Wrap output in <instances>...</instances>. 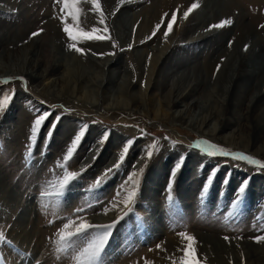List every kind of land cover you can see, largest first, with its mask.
Listing matches in <instances>:
<instances>
[{
  "label": "rangeland",
  "instance_id": "rangeland-1",
  "mask_svg": "<svg viewBox=\"0 0 264 264\" xmlns=\"http://www.w3.org/2000/svg\"><path fill=\"white\" fill-rule=\"evenodd\" d=\"M108 1L99 0L109 29L110 39L107 40H71L64 28H79L83 24L84 11L79 7V18L75 20L67 11H62L63 4L56 0H0V34L8 31L12 34L29 26L30 35L26 39L37 41L38 35L33 38L31 34L40 29L45 31L44 24L48 21L63 43H76L84 52L92 47L104 48L118 55L119 65H130L132 71L140 53L156 43L161 47L164 41L173 38V45L157 69L161 76L180 61L181 56L186 57L182 65L187 68L231 52L233 44L238 42L240 28L245 25L253 30L248 40L260 43L264 57V27H261L264 25V0H195L198 8L205 10L204 7L211 8V4L216 7L204 11L207 16L213 12L212 18L207 17V21L198 25L187 22L195 10L187 19L183 15L194 0H128L124 7L114 1L117 8L111 9L105 8L113 3ZM165 3L167 9L164 11L161 8ZM186 4L185 10H181ZM90 7L94 10V6L90 4ZM119 13L121 17L129 16V26L134 29L131 37L138 41L134 47H127L119 40L114 22ZM174 13L176 23L165 38L167 24ZM222 18L232 22L223 28L209 30L210 25L219 23ZM149 19L152 22L150 31L155 35L152 33V40L143 42L142 36L147 34L143 33L142 20ZM95 26L102 30L105 25ZM101 33L97 34H104ZM50 48L54 50L51 45ZM152 56L150 52L144 53L145 59ZM116 66L110 71H116ZM20 78L0 76V99L5 95L12 97L0 113V232L5 236V241L0 242V264H88L81 253L103 230L90 229L61 245L60 231L69 219L77 222L83 219L93 225L116 222L95 264H181L188 243L182 234L196 238L194 248L200 264H213L200 257L199 245H196L200 235L224 238L230 242H226L228 246L231 242L264 245L255 239L264 235V167L232 157L210 156L194 145L207 140L250 155L262 164L263 157L243 150L245 148L235 145L234 141L223 143L215 136L197 131L187 122L165 116L159 109L162 95L158 94L162 88L148 90L153 97L151 109L138 110L134 106L110 109L107 108L108 99L102 100L95 95L89 96L88 101L69 95L53 98L50 94H40L38 87L31 85L27 78ZM142 88L144 90V86L138 85L134 91ZM191 101L193 98L188 99ZM44 112L50 114L33 144L30 137L34 120ZM85 126L86 135L73 157L65 161L75 135ZM106 134L107 139L101 143ZM129 140L132 141L130 145ZM125 146L129 147V152L121 162L119 156ZM95 149L97 152L93 155ZM148 151L153 152L151 158L147 156ZM140 159V166L136 167ZM181 159L182 166L176 169ZM117 164L120 167H114ZM109 168L114 170L106 175ZM141 169L137 195L131 204L125 205L127 189L133 187L128 176ZM68 172L77 175L61 188ZM98 179L101 182L94 187ZM242 186L244 191L240 192ZM77 209L83 211L77 213ZM104 218L107 220L102 222ZM151 225L157 228L156 233ZM232 246V250L238 249L234 243ZM239 263L248 264V261L239 260ZM229 264L238 263L230 261Z\"/></svg>",
  "mask_w": 264,
  "mask_h": 264
},
{
  "label": "bare ground",
  "instance_id": "bare-ground-1",
  "mask_svg": "<svg viewBox=\"0 0 264 264\" xmlns=\"http://www.w3.org/2000/svg\"><path fill=\"white\" fill-rule=\"evenodd\" d=\"M112 1L113 3L105 8H117L114 1L123 7L128 4V0ZM90 4L91 0H80L78 5L85 14L79 29L89 32L94 28L99 29L95 24H99L100 20ZM163 5L161 9L165 11L167 5L166 3ZM186 7L187 4L181 10H185ZM206 7L207 5L204 7L205 10L203 7L194 9L195 12L188 17V25H198L207 21V17L212 18L213 12L207 16L204 11H211L216 7L212 4L211 8ZM120 13L114 20L117 23L115 27L119 30V35L117 34L119 40L127 47H134L138 41L132 39L134 36L131 37L134 29L129 26V16L121 17ZM151 24L150 19L142 20L143 33L147 34L142 36L143 42L149 38V41L152 40L153 32L150 31L152 26L149 28ZM44 25L46 30L38 35L37 41L26 39L30 35V32H27L29 26L12 31V34L9 31L0 34L1 77H25L31 85L38 87L37 91L40 94H50L53 98L62 99L69 95L88 101L89 96L95 95L102 100L108 99L107 108L110 109H129L133 106L138 110L145 107L151 109L153 97L148 90L162 88V92L158 94L162 95L159 98V109L165 116L187 122L197 131L215 136L223 143L234 141L235 145L245 148L243 150L264 158V57L260 43L258 45L255 40H248L250 37L248 34L253 30H249L247 26L240 28L238 42L233 44L231 52H221L222 54L215 60L212 58L205 64H193L187 68L182 65L187 59L181 56L180 61L171 65L168 71L160 76L157 69L163 64L169 47L173 45V38L168 42L164 41L161 47L156 43L140 53V58L138 62H134L132 71L130 65L126 67L123 64L119 65L118 55L110 54L104 48L92 47V50L83 54L75 51L69 47L70 44L62 42L53 24L46 21ZM139 29L138 25L137 32ZM49 35L52 36L50 39ZM146 52L153 56L145 59ZM114 65H117L116 71L112 72L110 69ZM138 85L144 86V90L142 88L143 91H134ZM189 98H193V101L188 102ZM157 116L156 113L155 117ZM96 152L95 149L93 155ZM140 162L141 159L136 167L140 166ZM107 219L104 218L102 222ZM150 228L156 233L157 228L155 230L152 225ZM214 238L204 234L196 240L202 259H207L213 264H229L230 261L241 264L239 260L242 262L245 259L248 264H264V245L231 242V246L234 243L238 247L237 250H232L234 246H228L229 241ZM216 241L219 244L215 243ZM236 252L239 255H235Z\"/></svg>",
  "mask_w": 264,
  "mask_h": 264
},
{
  "label": "snow or ice",
  "instance_id": "snow-or-ice-1",
  "mask_svg": "<svg viewBox=\"0 0 264 264\" xmlns=\"http://www.w3.org/2000/svg\"><path fill=\"white\" fill-rule=\"evenodd\" d=\"M57 3H62L63 4V9L62 11H67L68 15L72 16L73 19L78 20L79 18V13L81 11V9L79 8V3L80 0H56ZM121 2H123V0H121ZM91 4L94 6V10L99 12L100 15V20L99 23L102 25H105L103 27V29H96L94 28L92 31H84L82 29L79 28H73L71 26H66L64 28V31L68 34L69 38L73 41H77V40H107L110 39V36L107 35L109 32V29L106 26L105 23V17H104V13L101 9V5L99 3V0H91ZM199 7L198 2L197 3H193L191 5V7H189L187 9V11H185L183 13L184 18L187 19V17L189 16V14L196 8ZM177 20V16L174 13L171 16V20L170 22L167 24V31L164 33L165 38H167L168 33H170L172 31L173 25L176 23ZM232 21L230 19H225L217 24L214 25H210V28H223L226 25H229ZM261 27H264V25H261ZM157 29L160 28V25L156 26ZM43 29H40L37 32H33L31 35L33 37L37 36L40 34V32H42ZM100 31H102L104 34L103 35H98L97 33H99ZM153 35H155V32L153 33ZM70 48L74 49L77 52L80 53H84V49L79 48L76 46V43H72L69 45ZM103 55V54H102ZM11 79V78H9ZM21 80H23V77L20 78ZM11 96L5 95L3 97V99H0V113H2L6 107L9 105L10 100H11ZM50 113L48 112H44L40 115H38L33 123L32 129H31V141L33 142V144L36 142L37 140V134L39 132V130L41 129L44 121L48 118ZM86 126L85 128L81 129L77 135H75L70 147L67 150V155L64 157L65 161H67L68 159H70L71 157H73L75 151L78 149L79 144L82 141V138L86 135ZM107 139V134L104 136L103 140L101 141V143L104 142V140ZM132 143L131 140L128 141V144L130 145ZM194 147L196 148H200L205 154L210 155V156H223V157H232L235 158L237 160H246L249 163L252 164H257V165H261L262 167H264V164H262V162L258 159L253 158L250 155H246L243 152H234L231 151L229 149H225L223 147H220L214 143H211L210 141L207 140H202V141H197L196 144L194 145ZM129 152V147L125 146L123 148L122 153L119 156V160L121 162H123L126 159V154ZM31 154V149L29 151V155ZM153 155L152 151H148L147 156L148 158H151ZM183 163V159H181L180 163H178L176 165V169H179L182 166ZM114 167L118 168L120 167V164L115 165ZM114 169L113 168H109L107 170V172L105 173L106 175L110 172H112ZM143 169L140 170V172H132L131 175L128 176V182L132 184V188L127 189V195L126 198L124 199L123 203L125 205H129L133 202L134 198L137 195V191H136V185L138 184V177L141 175ZM77 175V173L75 172H68L63 179V182L61 184V188H63L64 185H67L75 176ZM175 175V172H173V176ZM101 180L98 179L96 181V185L98 186L100 184ZM209 184L211 183V177L209 178ZM204 191H207V187H205ZM240 192L244 191V187L242 186L239 190ZM59 194V193H57ZM172 197L171 195H169V200H171ZM77 213L83 211V209H77L76 210ZM115 223L113 222L112 224H108V225H93L91 223H89L86 220L80 219L79 222L75 221V220H71L69 219L68 222L66 224H64L63 229L60 231V237H59V243L61 245H65L67 241L71 240L73 237L84 233L90 229H102L103 231L97 233L93 239L89 242L88 246L83 250V252L81 253V256H83L87 261L88 264H95L96 261L99 260L100 254L103 251V248L109 238V236L111 235L112 229L115 227ZM185 235L188 243H187V247L184 249V253L185 255L182 257V261L181 264H200V261L197 259L196 256V251L194 248V242H195V238L191 235H186V234H182ZM257 240V242H264V235L262 236H258L255 238ZM5 241V236L3 232H0V242Z\"/></svg>",
  "mask_w": 264,
  "mask_h": 264
}]
</instances>
